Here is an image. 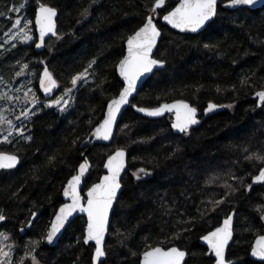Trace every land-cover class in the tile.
I'll return each instance as SVG.
<instances>
[{
	"label": "trees",
	"instance_id": "obj_1",
	"mask_svg": "<svg viewBox=\"0 0 264 264\" xmlns=\"http://www.w3.org/2000/svg\"><path fill=\"white\" fill-rule=\"evenodd\" d=\"M23 1L0 0V31L11 21V6ZM25 1L32 19L38 0ZM224 1L218 2L214 23L189 34L161 23V16L176 3L166 0L157 10L156 24L162 35L154 55L166 62L165 68L143 83L122 114L112 142L94 144L87 152L91 169L82 191L103 174L109 154L118 148L128 153L101 264H139L142 253L157 245L185 250L184 264H212L199 239L231 211L235 213L234 235L228 256L235 264H264L248 255L254 237L264 233V183L247 190L264 163L245 159L252 153L264 154V106L252 98L264 89V4L257 9L228 10L221 6ZM39 2L57 9V32L62 38H49L42 51L33 43L0 46V75L10 78L26 62L36 73L38 90V75L47 66L59 91L95 59L94 80L77 90L67 113L40 108L28 124L30 141L0 144V151L20 158L15 169L0 170V213L5 216L0 228L15 236L21 248L27 238L40 241L34 251L38 264H92L94 245L83 243V216L68 224L54 246L41 237L62 203L64 184L81 162L86 149L81 144L102 118L107 102L121 89L115 67L124 54L125 40L145 22L154 0ZM85 9L90 11L81 19ZM38 95L46 99L39 90ZM178 99L189 102L202 117L188 134L174 132L167 114L151 119L133 109V105L155 107ZM210 103L224 107L203 115ZM138 169H146L149 175L141 173L137 180L133 173ZM229 192L215 212L200 215L202 202L220 200ZM33 212L37 215L29 223Z\"/></svg>",
	"mask_w": 264,
	"mask_h": 264
},
{
	"label": "snow or ice",
	"instance_id": "obj_2",
	"mask_svg": "<svg viewBox=\"0 0 264 264\" xmlns=\"http://www.w3.org/2000/svg\"><path fill=\"white\" fill-rule=\"evenodd\" d=\"M97 0H91L92 4H95ZM258 0H226L225 7L237 8L238 6H254ZM39 8L35 15V24L39 29L40 42L36 43V47L40 48L44 43V38L49 33L57 39H61L56 29L55 17L57 16V10L47 4L39 2ZM166 5V0H154V4L150 10L151 14L147 16L145 22L138 28L133 34L129 35L126 39L127 55L120 60L118 64V70L121 77H123L124 86L120 90L117 98H113L107 103V111L104 114V118L97 124L91 135L96 140L108 141L112 136L113 127L117 124L118 115L121 113L123 106L130 103L129 97L136 91L137 82L142 76L148 73H152L154 69L163 70L166 62L162 59L153 58V49L157 46V38L161 36V31L158 29L157 24L153 21V16L158 9H161ZM25 4H22L20 8H12L10 11H21ZM91 6V5H90ZM88 9L84 10L83 15H87ZM218 0H179L171 11H168L163 16V20L171 25L174 29H179L182 32L197 33L198 31L205 29L211 23H214V18L218 16ZM23 23V27H19L17 38L22 42H28L32 40V36L29 34V24L31 21L26 19H16L13 23V29L17 28ZM13 47L16 45L13 44ZM206 48L209 45H205ZM42 63V62H41ZM96 64V60L93 59L89 62L88 68H85L83 72H80L71 77V88H66L64 94L57 97L55 100H50L44 104V107H53L55 105L59 111H67V107L70 106L71 94L74 89L79 86V82L88 83V69ZM29 68L28 64H23L21 71L17 72V76L23 74V70ZM247 77L242 83H246ZM39 83L41 89L46 95L50 94L53 89L58 87L57 81L53 78L52 73L47 67L44 68L43 74L39 77ZM32 90L29 89L25 93L27 97ZM258 98L259 105L264 106V90L255 93ZM65 96L68 99H65ZM0 99H10L6 93H0ZM31 102L35 105L39 103V100L32 94ZM136 111L144 113L149 117H159L165 112H171L175 109L176 119L172 123L171 127L178 132L188 134L193 125H197L199 120L197 119V108L191 106L184 101H177L174 104H162L159 107L147 108L137 107ZM217 105L210 103L205 110L211 112ZM231 107V106H229ZM34 112L24 111L21 113L25 119L34 115ZM19 119V117H17ZM0 123H6L9 126L8 135L4 136L0 143H11L9 139L13 135L12 121L6 119V117L0 113ZM91 123V121H90ZM125 128L128 125L124 126ZM15 132L20 135L25 141H30L31 136H24L22 127L15 128ZM75 143V141L73 142ZM91 143V141H87ZM247 151V149H245ZM83 155V154H82ZM125 150L118 149L114 154L108 156L107 162L104 167L108 170V174L104 175L99 183L93 184L87 192V205H81V196L78 188L81 184L82 178L88 171V161L85 158L84 162L79 165L78 174L71 177L68 180L67 185L64 187L63 195L71 200V203L63 204L59 210L55 213L54 218L50 223L46 235L42 237L47 243L52 244L54 239L57 238L58 233L65 227L69 221V217L74 212L79 210L80 212L87 213V228L86 234L83 237V243L89 244L90 241L95 242V252L93 256V264L100 261L102 257L106 255L104 247L105 232L109 225V211L113 208L114 201L117 200L118 191L121 189V177L120 174L125 167ZM54 159V157L50 158ZM246 160H256L264 163V154L252 153L245 157ZM20 162L19 157L16 154H9L0 151V170H10L16 168ZM143 175H149L146 169H138L133 175L137 180H140ZM237 177L233 176V179ZM253 182H264V168H261L259 174L253 178ZM226 188L231 189L232 192L236 191L232 185L226 184ZM251 186H249L250 188ZM220 200L210 199L205 203L203 208H199L198 212L201 216L206 215L208 212H215L217 207L224 203L227 195ZM211 204L212 207H207ZM37 214L32 213L33 218ZM5 216L0 213V221L4 220ZM192 220H195L193 217ZM31 223V221L29 222ZM186 231L188 229H185ZM233 226L232 216H228L221 227L216 228L214 231L208 232L202 239L208 245V248L216 257V264H226L225 260V248L228 245L229 240L232 238ZM8 239V236L4 233H0V244L3 240ZM33 251L39 246L40 241H32ZM9 248L12 245H8ZM10 253L4 251L3 247H0V257L7 258ZM135 255V253H133ZM254 257L264 259V236H260L251 253ZM186 256V252L180 250L177 247H169L167 250L163 247H148L142 253L141 264H182ZM33 264H38L35 255L31 256ZM4 264H11V261H4ZM22 264V262H21ZM231 264V262H228Z\"/></svg>",
	"mask_w": 264,
	"mask_h": 264
},
{
	"label": "rangeland",
	"instance_id": "obj_3",
	"mask_svg": "<svg viewBox=\"0 0 264 264\" xmlns=\"http://www.w3.org/2000/svg\"><path fill=\"white\" fill-rule=\"evenodd\" d=\"M25 3L26 1L24 0L19 5L11 6V9L14 7L20 8V6ZM25 7L19 12L12 11L13 15L11 17L10 23L7 25L8 27L0 31V46L12 47L13 44L15 45H27L32 43L35 44L36 34H35L34 16L31 19L29 14L25 10ZM89 11L90 9H88V13ZM88 13L87 15L82 14L81 19H84L86 16H88ZM16 19H22V21L26 19L27 21H31V23L29 24V29H30L29 34L32 36L31 41L22 42L19 38H17L19 27H23V23L19 25L17 28L13 29L12 25ZM58 40L59 39H55V41ZM23 64H27V63L24 62L20 64L18 69L14 71L13 75H11L10 78L6 79L0 75V93H6L7 97L10 98V99H0V113H2L6 117V119L12 121L13 135L9 138L12 141L11 143H14L15 140H22L20 135L15 132V128L22 127L23 135L29 136L30 134H29L28 124L31 117L34 116L36 113H38L40 108L44 107V104L48 103L50 100H55L57 97L62 96L66 88L72 87L71 83H69L67 87L59 90L54 97L41 100L38 95V90L34 86L35 75H36L34 69L27 68L23 70V74L21 76L16 75L17 72L21 71ZM93 80L94 79L90 68L88 69V83L93 82ZM88 83L79 82V86L76 89H74L71 94L72 98H71L70 106L67 107V111L65 112L60 111L62 115L64 113H67L73 107L77 90L81 87L84 88ZM29 89H31L32 92L29 93L28 96L26 97L25 93L28 92ZM33 93L35 94V97L39 100V103L35 105L31 102ZM65 99H68V97L65 96ZM44 108L46 109L54 108L55 110L59 111V109L55 105H53V107H44ZM24 111L34 112L35 114L31 115L30 118L25 119V117L21 115V113ZM166 116L170 120V122H172V114H167ZM17 117H19V119H17ZM8 131H9V126L6 123H0V140H2L4 136L8 135ZM262 221L264 222V215ZM21 229L22 228H20L19 231L23 232V230ZM0 233H4L8 236V239L3 240V243L0 244V247H3L4 251L10 253L9 257L7 258L0 257V264H4V261H11V264H21V262L22 264H30V262L31 264H33L31 256L35 255L34 251L36 250V248L33 251V245L31 242L37 241L36 238L25 239V245L23 248H21L18 243V240L11 233H7L5 230L1 228H0ZM8 245H12V247L9 248Z\"/></svg>",
	"mask_w": 264,
	"mask_h": 264
},
{
	"label": "water",
	"instance_id": "obj_4",
	"mask_svg": "<svg viewBox=\"0 0 264 264\" xmlns=\"http://www.w3.org/2000/svg\"><path fill=\"white\" fill-rule=\"evenodd\" d=\"M219 1H220V0H218V2H219ZM178 2H179V0H176V3L174 4V6H173L172 8H174ZM225 4H226V1H224V2L221 4V6H222L223 8H225V9H228V10H233V9H238V8H243V7H248V8H250V9H257V8L261 7V6L264 4V0H258L257 4L254 5V6H238L237 8H227V7H225ZM48 6H50V5H48ZM50 7H52V6H50ZM38 8H39V6L36 8V10H35V14H34V25H35V34H36V41H35L34 47H35V49H36L37 51H42V50L44 49L45 42H46L49 38L54 37V36H52L51 33H49L47 36H45L43 45H42L40 48H37V47H36V43H39V42H40V33H39V29H38V27H37L36 24H35V15H36V11L38 10ZM53 8H54V7H53ZM172 8H170L168 11H171ZM55 9H56V8H55ZM56 10H57V9H56ZM168 11H167V12H168ZM167 12H165V13L161 16V23L164 24V25H166V26H168L169 28H171V29H173V30H175V31L182 32V31H180L179 29H174V28H172L171 25H168V24L163 20V16L166 15ZM150 14H151V13H150ZM150 14H149V15H150ZM156 15H157V12H156V14L153 16V21H154V23H156ZM57 17H58V12H57V16L54 18V19H55V23H56V29H57ZM214 19H215V18H214ZM142 25H143V24H142ZM142 25H141V26H142ZM141 26H140V27H141ZM157 27H158V26H157ZM158 29L160 30L159 27H158ZM136 30H138V28H137ZM136 30H135V31H136ZM203 30H204V29L198 31L197 33L201 32V31H203ZM135 31H134V32H135ZM160 31H161V30H160ZM134 32H133V33H134ZM133 33H132V34H133ZM182 33L196 34V33L187 32V31L182 32ZM161 35H162V31H161ZM160 39H161V36L157 38V46L153 49V58H155L154 55H155V53H156V51H157V49H158V45H159V41H160ZM126 55H127V44H126V40H125V44H124V54H123V56L121 57V59H123ZM121 59H120V60H121ZM120 60H119L118 63L116 64L115 72H116V75H117L118 79L120 80V82H121V84H122V86H121V89H122L123 86H124V81H123V77L120 76V74H119V70H118V64H119ZM45 67H47V66H43V69H42L41 72L39 73V77L43 74V70H44ZM47 68H48V67H47ZM48 70H49V69H48ZM157 70H158V69H154L152 73L145 74V75L142 76V77L140 78V80L137 82L136 91L133 92L132 95L129 97V101H130V103L127 104V105H125V106H123V108H122V110H121V113L118 115V118H117V124L113 127V130H112V136H111V138H110L108 141L96 140L95 137H93V136L91 135V133L93 132V130H94V128L97 126V124H98L99 122H101V121L103 120V118H104V114H105L106 111H107V104H106L105 109H104V112H103V116H102V118H101L100 121H99V122H98V123H97V124L91 129V131H90V133L88 134L87 138H86V139L83 141V143L81 144V148L86 147V149H85L84 152L82 153V154H83V155H82V159H81V162H80V163L78 164V166H77L76 172L72 175V176H74V175H77V174H78L79 165H80L81 163H83L84 160H85V158H86L87 161H88V165H89V167H88V171L85 173V176L82 178V180H81V184H80V186H79V188H78V191L80 192V196H81V205H83V206H86V205H87V192H88L89 188H91L93 184L99 183L100 180H101V178H102L104 175H107V174H108V170L104 167L105 163L107 162L108 156L114 154L116 150H118V149H122V148H118V149L114 150L111 154H109V155L106 157V159H105V161H104V163H103V174L100 176V178H99L95 183L91 184V185H90V186H89V187H88V188L82 193V190H83V187H84V183H85L86 179L88 178V176H89V172H90V169H91V162H90V160H89L88 157H87V152H88V150H89L94 144L109 145V144L112 142V139H113V137H114V133H115L116 127H117V125H118V123H119V120H120L122 114H123L124 111H125L130 105H131L132 99L136 96V94L138 93V91H139V89L141 88V86L143 85V83H144V82H145V81H146V80H147V79H148V78H149V77H150L155 71H157ZM49 71H50V70H49ZM52 75H53V74H52ZM53 78L55 79L54 76H53ZM55 80H56V79H55ZM56 81H57V80H56ZM57 85H58V87H56L55 89H53L52 92H51L50 94L46 95V94L44 93V91H43V90L41 89V87H40L39 78H38V88H39V91L41 92V94H42L46 99H49V98L53 97V96L57 93L58 88H59V83H58V81H57ZM121 89H120V90H121ZM120 90H119V92H120ZM261 90H264V89H260V90H258V91H261ZM258 91H256V92H258ZM119 92H118V94H117L114 98H117V97H118ZM256 92L253 93L252 98H254V99L256 100L257 104L259 105L258 98H257L256 95H255ZM112 99H113V98H112ZM110 100H111V99H110ZM177 101H181V100L178 99V100H174V101H170V102H164V103H161L160 105H162V104H169V105H171V104H174V103L177 102ZM182 101H184V100H182ZM184 102L190 104V103L187 102V101H184ZM107 103H108V102H107ZM212 104H213V103H212ZM160 105L155 106V107H159ZM190 105H191V104H190ZM215 105H216V104H215ZM135 106H136V105H135ZM191 106H192V105H191ZM259 106H261V105H259ZM137 107H140V106H137ZM155 107H147V108H155ZM223 107H224V106L217 105V107H216L215 109H213L211 112H207V113H206L205 110L208 108V107H207V108L203 111V115H208V114H211V113H213V112H215V111L222 110ZM133 109L136 110V108H134V107H133ZM137 112H138V111H137ZM138 113H139L140 115H142V116H145V117H147V118H151V119H157V118H160V117H162V116H164V115H166V114L171 113V114H172V118H173V119H172V123H173V122L175 121V119H176L175 109H174L173 111H171V112H165L162 116H159V117H149V116H146L144 113H141V112H138ZM198 115H199V112H198V110H197V119L199 120V123H198L197 125H193L192 127H196V126H198V125L201 123L202 119H201ZM192 127H191V128H192ZM173 130H174V132H176V133H180V132H178L176 129H173ZM89 140L91 141V143H87V141H89ZM124 150H125V149H124ZM3 152H6V151H3ZM6 153H9V152H6ZM125 153H126L125 158H124L125 167H124L123 171H122L121 174H120L121 180H122V177H123V175L125 174V172H126V170H127V157H128V153H127L126 150H125ZM9 154H14V153H9ZM17 156H18V155H17ZM18 157H19V156H18ZM19 160H20V158H19ZM19 163H20V162H19ZM19 163H18V165H19ZM18 165H17V166H18ZM17 166H16V167H17ZM261 168H264V166H262ZM261 168H260V169H261ZM14 169H15V168H14ZM260 169H259V171H260ZM10 170H12V169H10ZM259 171L257 172L256 175H254V176L251 178V181H250V184H249L248 187H247V190H249L252 186H256V185H259V184H261V183H264V182H257V183H254V182H253V178L259 174ZM72 176H70V177L67 179L66 183H65L64 186H63V189H62V199H63V202H62V203L56 208V210H55V212H54V214H53V216H52V219L54 218L55 213L59 210V208H60L63 204H65V203H71V200L63 195V191H64V187L67 185L68 180H70ZM249 186H251V187L249 188ZM121 190H122V181H121V189L118 191V194H117L118 197H119V195H120V193H121ZM117 200H118V198H117ZM117 200H116V201H117ZM116 201H114V203H113V208L109 211V225H108V228H107V230H106V232H105V237H104V247H105V244H106L107 235H108V229H109V226H110V222H111V218H112V213H113V210H114V207H115ZM234 214H235L234 211H231L226 217H224V218L222 219L221 223H220L217 227H215L214 229H212V230H210V231H214L216 228L221 227V226L223 225V221H224L228 216H232V226H233V230H234ZM78 216H83V217L85 218V221H86V223H85V229H84V235H85V234H86V228H87V213H85V212H80L79 210H77L76 212L73 213V215H72L71 217H69V221H68V223H66L65 227L61 230L60 233H58L57 238L54 239L53 243H52V244H49V243H47L46 240H45V242H46L49 246H54V245H56L57 242L59 241V239L62 237V235H63V233H64L66 227L68 226V224H69L70 222H72V221H73L76 217H78ZM32 219H33V217L31 218L30 221H32ZM52 219H51V221H52ZM50 223H51V222H50ZM49 227H50V225H49ZM210 231H208V232H210ZM208 232L205 233L203 236L207 235ZM233 235H234V232H233V234H232V238L229 240L228 245H227L226 248H225V260H226V252H227V249H228V247H229V245H230V243H231V241H232V239H233ZM203 236H202V237H203ZM260 236H264V233H263V234H259V235H257V236L254 238L253 243H252V247H251L250 252H249V257H250L251 259L255 260V261H262V262H264V259H261V258H259V257H254V256L251 255L252 250H253V248H254V246H255V244H256V241H257V239H258ZM202 237H200V239H199V243L202 244V245H204L205 247L208 248L207 243H206L205 241H203ZM89 243H91V244L94 245V251H93V254H92V264H93V256H94V252H95V242H94V241H90ZM154 247H162V246L157 245V246H154ZM170 247H177V246H170ZM163 248H164V247H163ZM168 248H169V247H168ZM177 248H178V247H177ZM179 249H180V248H179ZM165 250H167V248H165ZM180 250H182V249H180ZM183 251H185V250H183ZM185 252H186V251H185ZM208 253H212V252L210 251L209 248H208ZM212 255H213V258L215 259L214 264H216V257H215V255H214V253H212ZM104 259H105V256L102 257L100 261H97L96 264H101V263L103 262ZM186 259H187V252H186V256H185V259H184V261L182 262V264H184V262H185ZM141 260H142V255H141V258H140V260H139V264H141ZM228 262H231V264H234V263H235L234 260H231V261H227V260H226V264H228Z\"/></svg>",
	"mask_w": 264,
	"mask_h": 264
},
{
	"label": "flooded vegetation",
	"instance_id": "obj_5",
	"mask_svg": "<svg viewBox=\"0 0 264 264\" xmlns=\"http://www.w3.org/2000/svg\"><path fill=\"white\" fill-rule=\"evenodd\" d=\"M222 4V3H221ZM41 72V71H40ZM39 78V77H38ZM37 86H38V81H37ZM38 90H39V88H38ZM40 92V91H39ZM41 93V92H40ZM199 112V111H198ZM169 114H171V113H169ZM201 119H202V117H201V114L199 113V115H198ZM84 191H82V193H83ZM62 202H63V199H62ZM52 219V218H51ZM51 222V221H50ZM259 235V234H258ZM257 236V235H256ZM255 236V237H256ZM254 237V238H255ZM254 240V239H253ZM252 243H253V241H252ZM252 243H251V247H252ZM172 246H176V245H172ZM204 246V245H203ZM168 247H170V246H168ZM168 247H164V248H168ZM178 247V246H177ZM205 247V246H204ZM251 247H250V249H251ZM179 248V247H178ZM206 248V253H207V255H209L211 258H212V264H214V262H215V259L213 258V255H212V253H208V248L207 247H205ZM181 249V248H180ZM250 249H249V252H250ZM227 251H228V249H227ZM248 255H249V253H248ZM226 260L227 261H231V260H234V259H232V258H230L229 256H228V254H227V252H226ZM235 261V260H234ZM260 262H262V261H260ZM235 264V263H234Z\"/></svg>",
	"mask_w": 264,
	"mask_h": 264
}]
</instances>
